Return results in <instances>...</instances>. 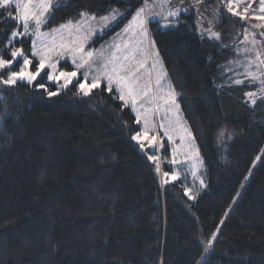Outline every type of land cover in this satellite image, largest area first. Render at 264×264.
Here are the masks:
<instances>
[{"label": "trees", "instance_id": "trees-1", "mask_svg": "<svg viewBox=\"0 0 264 264\" xmlns=\"http://www.w3.org/2000/svg\"><path fill=\"white\" fill-rule=\"evenodd\" d=\"M60 1L45 30L81 13L124 12L91 43L98 48L148 0ZM197 6L201 14L148 23L147 32L199 150L205 190L189 199L179 182L165 183L168 142L141 148L135 116L105 86L83 96L73 83L49 98L36 87L57 89L45 72L32 84H0V264H264V99L253 105L249 83L230 75L255 22L221 0ZM0 13L7 59L18 25ZM12 46L31 56L30 37Z\"/></svg>", "mask_w": 264, "mask_h": 264}, {"label": "rangeland", "instance_id": "rangeland-1", "mask_svg": "<svg viewBox=\"0 0 264 264\" xmlns=\"http://www.w3.org/2000/svg\"><path fill=\"white\" fill-rule=\"evenodd\" d=\"M252 1L253 0H241L239 11L242 12L244 6ZM60 2V0H51L52 6L44 13V16L41 17L43 23L40 26V32L47 33V36H41L37 39L34 33L35 22L30 21V34L24 36L31 38L30 53L33 50V40H36L37 48H40L42 43L48 44L50 47L53 46L54 43L55 50L50 53L52 58L51 62L57 64L58 71H73L75 70V65L72 62L74 58L73 52L67 48L61 49L59 45L67 44L72 49H79L82 47V52L75 53L76 62L81 63V57H83L88 63L78 70V78L82 77V74L87 72L89 81H91L93 76L103 77L105 71L111 73L113 68L119 69L122 64L128 67L129 74L135 72L136 75L132 77V80L138 78V83L134 89L136 97L135 107L137 111H133L132 98L127 96V89L124 90L126 94L125 99L128 101L127 105H125L123 100L119 99L125 107L130 109L135 119H137L138 113L140 115V123H136L139 126V131L142 133L141 142L138 143L136 140L134 141L139 145L143 143V148L152 149L155 147L158 150L163 147L162 141H167L170 150L171 168L167 177L163 174V179L167 180V183L179 182L185 193H187L186 195L188 198L190 196L196 198L205 190V171L199 150L191 130L182 116L177 102L176 92L166 75L160 55L149 35L142 36L140 34L141 29L136 27L133 23V17L139 9L143 8L145 10L144 18L146 20V28L148 23H156L160 28H164L166 27L164 26L165 23L169 24L170 20L177 18L169 17L167 22L163 19V16L166 15L169 8L173 10L177 8L181 9L180 14L190 11L201 14L200 8L198 6L195 7L198 4L197 0H183V2H181V0H170V3L167 4L164 3V0H148L147 6L139 5L134 10L127 24H125L119 32L103 42L98 48L90 46L91 43H93L97 36L103 35L113 27L124 12L118 9H111L102 16L84 15L81 16L78 22L61 24L66 26L64 28H61V25L53 28L58 29L56 32H53V29L45 30L44 26L48 20L51 9L59 5ZM253 5L256 6L254 8L251 7L250 12L256 11V13L259 14V0ZM37 10L40 11L42 9ZM114 14L116 18L112 20L111 16ZM105 16L109 17L107 23L101 19ZM92 17H95V19H92ZM207 20L208 19H206V21ZM20 30L22 31V27ZM199 32L201 31L199 30ZM262 33H264V21L257 20V23L255 22V31L250 33L247 36V40L245 39L243 43L237 47L238 59L233 63L232 72L230 74L238 79L246 80L252 87L251 92L257 93L255 98L264 97V92L260 91L261 88H264V84L261 82L264 81V63H261V61H264V35H262ZM60 52H62L63 55H58ZM88 52L92 53L91 57L87 56ZM257 54H259V59H257ZM125 56L128 57L127 60L124 59ZM31 57L32 56L29 58L31 59ZM32 58V61L35 60L38 64L39 57ZM17 60H20L22 64L21 58L18 57ZM249 60L252 61L250 67L248 65ZM66 64H69L71 69L67 68ZM32 66L33 63L30 66L31 70H33ZM246 68L255 73L259 79L252 80L251 77L246 78ZM50 71L51 69L46 68L41 72L40 76L42 73ZM120 74L124 75L125 73L121 72ZM158 80L159 83H157ZM48 82L53 83L57 88L59 87L55 81L48 80ZM62 83L63 80L60 81V84ZM73 83H76L75 79ZM102 85L107 88L106 79H101V86ZM112 91L119 98L115 83L112 85ZM146 91L148 93L147 96L144 95ZM145 120L149 122V130L147 132V137H149V139L143 138ZM161 125H163V127H161ZM165 133H167V135ZM152 136H155V140L150 139ZM169 137H171V139H169ZM159 162L160 161L157 159V164L160 165ZM193 173H195V175H193ZM173 174H175V178H173Z\"/></svg>", "mask_w": 264, "mask_h": 264}, {"label": "snow or ice", "instance_id": "snow-or-ice-1", "mask_svg": "<svg viewBox=\"0 0 264 264\" xmlns=\"http://www.w3.org/2000/svg\"><path fill=\"white\" fill-rule=\"evenodd\" d=\"M183 2V0H181ZM201 0H197V3H200ZM241 0H221V3L224 4L227 11L230 12L232 15L236 16L239 15L241 19H256L264 21V0H259V9L258 13L256 11H253L251 14L249 13V9L251 8V3H247L243 11H239V4ZM164 3H170V0H164ZM52 6L51 0H0V9H4L7 11L8 18H11L13 20H16L18 28L14 29L10 36L7 39V47H9V57L5 59L4 55L0 53V72H3V70H7L6 72H3V74H0V84L6 85V86H16L18 82H26L28 84H32L34 81L37 80V78L40 76L41 72L44 71L46 68L51 69L50 72H45V75L47 76V79L49 81H55L59 87L56 90H50L49 87L44 83H38L36 84V87L39 89H43V91L48 95L49 98L59 95L60 91L63 89H67L70 84H73V80H76V84L73 85V87L77 88V91L79 93H82L84 96H88L94 88L101 87V79L107 80V90L109 92L112 91V85L113 83L116 84V91L119 93V99L123 100L125 102V105H127L128 101L125 99V95L127 94L128 97L132 98V106L133 111H137L135 105H136V97H135V87L138 83V78L136 80H132V77L136 75L135 72H131L129 74L128 67L126 65H121L119 69L113 68L112 72L109 73L107 71L104 72L103 77L101 76H93L91 81H89L88 73L85 72L82 74V77L78 78V70L82 67H84L85 64L88 63L86 59L81 57V63H77L75 59V53L76 52H82V47L79 49H72L67 44H60L59 47L61 49L67 48L68 50L73 52L74 58H73V64L75 65V70L73 71H58L57 70V64L54 62H51L52 58L50 53H52L55 50V44L53 43V46H49L48 44L42 43L40 48H37L36 40L32 41L33 50L31 52L32 57H39V61L37 66L35 67V70H31L30 66L32 65L33 61L29 58L28 55H26L22 48L14 47L12 46L14 41H16L19 37H23L25 35L30 34L31 24L30 21L35 22V28L34 33L39 39L41 36H47V33H41L40 32V26L43 23L41 20V17L44 16V13L49 10V8ZM14 11L10 10L13 9ZM37 9H42L38 11ZM144 9L141 8L137 11L136 15L133 17V23L136 25V27L141 29V35L147 36V28H146V20L144 18ZM181 9L177 8L175 10L169 8L166 15L163 16V19L167 22L169 17H178L180 15ZM115 12V10H114ZM3 13H0V16H2ZM86 15L85 13H81V16ZM116 15H112L111 19L115 20ZM92 19H95V17H92ZM106 23L109 21V17L105 16L101 18ZM71 23V22H69ZM164 26H168L167 23H165ZM255 26V25H254ZM22 27V31L20 28ZM66 27L65 25H61V28ZM131 27V25H130ZM53 32L58 31V29H53ZM212 36L219 39L218 33H212ZM264 35V33H262ZM247 40V36L245 37ZM154 43V42H153ZM58 55H63L62 52L58 53ZM88 57L92 56L91 52L87 53ZM22 59V64L20 61L17 60V58ZM125 60L128 59L127 56L124 57ZM257 59H259V54H257ZM261 63H264V61H261ZM16 64L19 67V70H15L12 65ZM252 61H248L249 67L251 66ZM106 67V66H105ZM246 71V78L251 77L252 80L259 79V77L256 76L255 73L249 71L247 68ZM124 72V75H121L120 73ZM115 74V75H113ZM63 80V83L60 84V81ZM262 84H264V81H261ZM159 83V80L157 81ZM235 84L239 85L243 83V80L236 79L234 81ZM125 89H127V93L125 94ZM261 92H264V88L260 89ZM147 91L144 92V95L147 96ZM246 95L249 97L251 103L253 105L256 104V92H248ZM264 99V97H262ZM178 107V105H177ZM147 111V110H146ZM136 122L140 123V115L137 114ZM163 127V125H161ZM149 130V122L145 120L144 127H143V138L149 139L147 137V132ZM167 135V133H165ZM223 135V133H221ZM142 133L140 131H137L136 135L132 137L133 140H136L138 143L141 142ZM151 140H155V136H152L150 138ZM171 139V137H169ZM141 148L144 147V144L141 143ZM149 160H155V155H148ZM257 159H260V157H257ZM157 172L160 171V166L157 164L156 167ZM169 175L168 172L164 173V176L167 177ZM195 175V173H193ZM173 178H175V174H173ZM165 183H167V180H165ZM187 194V193H186ZM194 197H189V199H193Z\"/></svg>", "mask_w": 264, "mask_h": 264}, {"label": "crops", "instance_id": "crops-1", "mask_svg": "<svg viewBox=\"0 0 264 264\" xmlns=\"http://www.w3.org/2000/svg\"><path fill=\"white\" fill-rule=\"evenodd\" d=\"M256 1H257V0H253V1L251 2V4H252L251 7H252V8H254V7L256 6V5H253ZM249 13L251 14L250 9H249ZM253 21L256 22L257 20L254 19Z\"/></svg>", "mask_w": 264, "mask_h": 264}]
</instances>
